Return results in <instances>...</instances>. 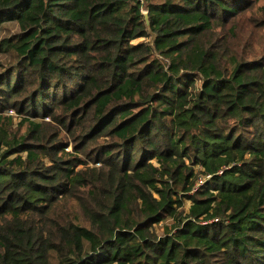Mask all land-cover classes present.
<instances>
[{"label": "trees", "instance_id": "1", "mask_svg": "<svg viewBox=\"0 0 264 264\" xmlns=\"http://www.w3.org/2000/svg\"><path fill=\"white\" fill-rule=\"evenodd\" d=\"M0 264H264V0H0Z\"/></svg>", "mask_w": 264, "mask_h": 264}, {"label": "rangeland", "instance_id": "2", "mask_svg": "<svg viewBox=\"0 0 264 264\" xmlns=\"http://www.w3.org/2000/svg\"><path fill=\"white\" fill-rule=\"evenodd\" d=\"M152 39H138V40H135L133 42L134 45H137V46H142L143 49H146L147 45L151 42ZM10 115V111L8 112ZM186 209L188 210L189 209V206L191 205L190 202H186Z\"/></svg>", "mask_w": 264, "mask_h": 264}, {"label": "water", "instance_id": "3", "mask_svg": "<svg viewBox=\"0 0 264 264\" xmlns=\"http://www.w3.org/2000/svg\"><path fill=\"white\" fill-rule=\"evenodd\" d=\"M143 15L145 17V22H146L148 31L152 35V37H151L152 40H151V42L149 44L153 47L154 46V41H155V35L152 34V31H151V25H150V22H149V19H148V12L147 11L144 12Z\"/></svg>", "mask_w": 264, "mask_h": 264}, {"label": "built area", "instance_id": "4", "mask_svg": "<svg viewBox=\"0 0 264 264\" xmlns=\"http://www.w3.org/2000/svg\"><path fill=\"white\" fill-rule=\"evenodd\" d=\"M144 12H146V11H143V13H144ZM10 113H11V115H13V114H14V113H13V111H10Z\"/></svg>", "mask_w": 264, "mask_h": 264}]
</instances>
